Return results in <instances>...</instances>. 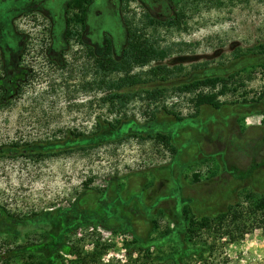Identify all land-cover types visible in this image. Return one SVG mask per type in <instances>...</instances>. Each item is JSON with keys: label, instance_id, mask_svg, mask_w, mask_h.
<instances>
[{"label": "rangeland", "instance_id": "obj_1", "mask_svg": "<svg viewBox=\"0 0 264 264\" xmlns=\"http://www.w3.org/2000/svg\"><path fill=\"white\" fill-rule=\"evenodd\" d=\"M66 1L0 0V32L11 46L14 30L28 36L22 65L31 70L17 95L0 106V144L64 140L77 132L90 134L98 144L38 162L1 159L0 204L19 214L67 210L65 218H46L27 234L29 242L42 246L38 249L47 263L56 240L75 223L68 243H76L81 255L90 253L96 242L108 245L97 264H128L131 235L114 229L129 230L151 245L138 264L165 252L198 253L199 247L183 239V208L188 206L196 216L230 209L224 232L231 234L205 232L197 242L214 248L187 264H264V221L252 214L244 215V227L237 219L230 221L238 202L244 207L264 196V0H237L221 7L199 4L188 11L183 28L146 27L149 38L169 47V56L160 63L170 72L163 80L143 75L147 66L134 67L129 74L137 72L147 81L131 91H167L154 99L133 94L123 105L104 98L110 93L106 83L122 73L102 74L88 47L77 38L68 44L63 40ZM30 3L35 9L18 13ZM121 6V0H92L86 17L89 39L102 43L109 35L116 52L125 39L122 15L143 18L147 9L161 18L171 13L166 0H129L126 11ZM50 46L52 59L65 48L62 64L51 59ZM232 72L236 75L228 91L217 98L219 108L198 109L195 103L198 93L211 89H173L193 78ZM157 131L171 136L174 151L145 137ZM89 178L90 197L75 207V197ZM90 222L97 225L86 226ZM42 226L56 238L43 239ZM168 227L171 232L160 237ZM19 243L0 235V251ZM75 259V254L64 255L65 264Z\"/></svg>", "mask_w": 264, "mask_h": 264}, {"label": "trees", "instance_id": "obj_2", "mask_svg": "<svg viewBox=\"0 0 264 264\" xmlns=\"http://www.w3.org/2000/svg\"><path fill=\"white\" fill-rule=\"evenodd\" d=\"M129 0H121V10L126 11ZM171 7V13L161 18L158 15L152 13L149 9L143 14V18H136L134 13L129 15H122V23L125 29V39L122 44L120 52H116L112 39L109 35H105L102 43L92 42L87 36V11L92 0H67L64 6L65 19L64 29L62 32L63 40L66 44L73 38H77L82 45L87 48V54L90 58H93V64L102 72V74L116 73L119 76L115 80H110L106 83L110 89L109 95L104 98L108 100L116 99L123 105L132 95H140L145 93L147 96L157 98L162 96L167 90L166 89H152L145 90L142 88L136 89L132 92L133 86H137L140 83H144L147 80L142 78L141 74L137 72L129 74L135 67H145L142 70L143 75H152L153 77L159 76V79H167L170 70L164 64L160 62L164 61L169 56V47H161L156 38H149L144 33L146 27L159 25L165 26L166 28H183L184 18L191 9H197L199 4L206 5V7H221L225 4H234L237 0H166ZM146 6V5H145ZM36 7L30 3L18 10V13H24L32 11ZM15 43L13 46L9 45L5 40L3 34L0 32V64L2 75L0 76V106L8 103L11 98H14L19 87L24 83L30 74V69L22 65V59L27 46L28 36L19 33L17 30L12 32ZM50 49V50H49ZM65 50V48H63ZM61 50L59 56L56 59H52L51 46L47 49L52 60L57 62L58 65L62 64ZM153 62H159L158 64H152ZM236 75V72L229 73L228 75H209L206 77H197L189 81L181 82L173 87L178 92H189L197 88H208L211 89L208 93H198L196 95L195 103L199 109L200 106L210 105L213 108H219L221 102L217 100L219 95H224L229 88V80ZM103 80V78H102ZM101 80V82H102ZM220 88L217 89V87ZM216 89V90H215ZM131 93V94H130ZM111 101V102H112ZM165 113L172 114L177 117L175 112L167 110L165 107L162 108ZM118 122V121H117ZM110 125V124H109ZM110 126L113 127L111 124ZM69 134L76 140H67ZM66 134L64 140L47 139V140H31L23 142H11L7 144H0V160L4 158H23L24 160H30L33 162L42 161L52 157H58L62 154H70L78 149H84L90 147V143L98 144L96 138H90V134H84L81 132ZM142 137V136H141ZM146 138H154L170 146L171 150H175L171 144L170 135L157 131L155 133H147ZM264 164V161L261 163ZM260 163L255 166L261 165ZM89 178L85 182V188L82 192L76 195L73 205L77 207L82 205L88 197H90V187L88 186ZM247 201V200H246ZM247 203V202H246ZM243 202H238L235 206V210L232 211L230 221L237 219L242 223L244 227L245 222L243 219L244 215H253L264 221V196L252 201L248 200L246 206L242 207ZM77 205V206H76ZM241 206V207H240ZM230 209L227 211H219L215 214H206L202 216H196L191 212L188 206H184L183 213L185 216V230L183 232V239L187 243H192L194 246L199 247L200 251L195 254L184 255L181 253L165 252L161 254L151 255L147 260H141L140 264H187V261L192 257H203L212 246L205 244H199L197 241L202 240L205 232L216 231L218 235L229 233L231 231H225L226 222L231 212ZM162 210L159 213L162 214ZM67 210H46L30 214H19L13 212L5 205L0 204V235H7L10 238L21 240V243L15 244L6 250L0 251V261L5 264H10L11 261L20 260L21 264H65L64 255L75 254L76 259L70 260L71 264H97L99 258L108 250V245L105 243L96 242L94 248L90 253L82 254L80 247L76 243H68L73 230L78 227V223L71 224V232H63L61 238L56 240L57 247L55 250L49 253L48 262L46 254L41 249L42 246L29 242L27 234L33 228H38V223L46 221L49 218L50 221L58 220L60 217L65 218ZM251 215V216H252ZM157 222L154 220V225ZM31 228L29 229V226ZM97 225L95 222L86 223V226ZM104 227L113 230L109 226L103 224ZM42 230L43 239L56 238L54 233L45 226L40 228ZM113 231H123V233H129L131 235V241L127 243L126 254L128 256V264H138L141 256L148 253L151 245H144L142 239L135 233L129 230L114 229ZM171 232L168 227L162 231L160 237H163ZM229 234V235H230ZM42 239V240H43ZM213 245V244H212ZM207 249V250H206ZM134 253L137 254L133 257ZM157 253V252H156ZM36 255L41 256V261H37ZM140 255V256H139Z\"/></svg>", "mask_w": 264, "mask_h": 264}]
</instances>
